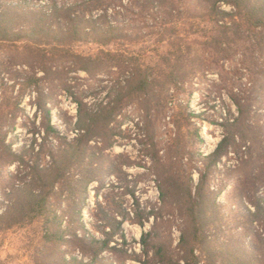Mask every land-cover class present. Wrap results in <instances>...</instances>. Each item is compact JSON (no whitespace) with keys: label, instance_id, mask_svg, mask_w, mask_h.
Here are the masks:
<instances>
[{"label":"trees","instance_id":"obj_1","mask_svg":"<svg viewBox=\"0 0 264 264\" xmlns=\"http://www.w3.org/2000/svg\"><path fill=\"white\" fill-rule=\"evenodd\" d=\"M169 2L0 0V43L88 73L103 72L114 66L124 71L131 70L127 87L134 93L157 95V104L161 103V96L166 91L165 96H169L172 86L179 89L201 72L209 71L218 59L241 54L255 86L244 96L233 95L239 116L223 124L224 136L217 148L208 155L201 152L202 159H196L206 165L196 186V194H193L191 183L182 181L181 173H172L169 179L171 185L174 181L178 182L188 191V194L176 199V205L186 216L181 235L183 255L178 264H264V202L251 201L255 211L247 205L233 207V215H229L222 208L220 211L214 200V206L220 211L217 217L212 211L211 196L207 191L211 176L231 151L236 153L240 162L231 171L240 173L238 175L253 162L264 161L263 114L253 115V100L260 91L256 78L264 64V0H193L192 3L198 4L195 14L205 25L199 24L184 37H179L177 29L169 28L174 25L171 18L175 17L174 5ZM185 3L191 6L189 0ZM137 4L145 11L153 10L155 18L162 21L163 29L157 34V42L159 45H174L163 56L168 63L177 62L171 70L162 71L160 62L157 67H148L145 59L129 57L127 43L143 38L136 31L126 29L134 19L129 13L137 14ZM184 42L188 50L193 48L192 45L203 46L201 50L214 54V60L199 57L196 52L182 56L180 52ZM81 43L96 44L101 49L97 53H86L77 48ZM112 46H116L115 49H111ZM262 98L260 101L264 100ZM75 100L79 106L78 120L70 129L77 133L75 137L62 134L59 126L52 121L51 107L39 103L45 121L41 125L34 124V140L21 150L14 149V143L7 142V132L3 131L5 126H13L16 115L10 119L0 115V158H6L9 165L16 164L18 170L17 183L12 185L7 195L8 202L0 200V208L5 207L0 212V230L28 227L41 221L46 225L42 238L44 242H64L74 249L72 253H68L67 249L54 259L48 255L49 258L41 264H127L133 254L126 248L130 241L124 231V222L109 215L100 200L97 205L102 214L97 216L96 221L89 222L84 214L85 207L92 213L88 200L91 184L98 182L104 185L101 177L103 166L97 161L100 157L98 151H103V148L96 150L92 142L98 143L101 141L99 138L104 139L108 135L102 124V119L108 116L104 115L105 109L96 111L78 97ZM188 115L196 114L189 111ZM108 140L110 144L105 145L106 149L114 146L112 137ZM181 145L173 144L175 152L183 154L184 150V153L190 154L189 161L194 160L195 153ZM250 173L247 171L245 176L238 177L239 198L248 200L257 184L258 179ZM169 189L161 186L165 202ZM154 214L156 212L152 211L135 222L144 226ZM222 224H231L227 230L232 233L233 243H222V251H218L216 237L224 229ZM216 230L218 234L213 237ZM152 236V231H145L140 241L147 254L152 246ZM167 253L164 246L155 251L161 264H166L163 260L168 257ZM220 258L224 261L219 262Z\"/></svg>","mask_w":264,"mask_h":264},{"label":"rangeland","instance_id":"obj_2","mask_svg":"<svg viewBox=\"0 0 264 264\" xmlns=\"http://www.w3.org/2000/svg\"><path fill=\"white\" fill-rule=\"evenodd\" d=\"M169 1L175 8V17L171 18L174 25L169 28L177 29L179 37L192 33V29L198 28L199 24L205 25L195 14L198 4L192 3L193 0H189L190 7L186 5V0ZM136 10L137 14L129 13L134 19L126 29L136 31L143 38L127 43L129 57L145 59L148 67H157L160 62L162 71L171 70L177 62L168 63L163 56L174 45H159L157 42V34L163 29L162 21L155 18L153 10L145 11L139 4ZM160 15L163 16L162 13ZM192 46L188 50L184 42L180 54L186 56L196 52L199 57L214 60V54L201 50L203 46ZM77 48L86 53H97L101 49L99 45L90 43L78 44ZM212 65L209 71L201 72L179 89L172 86L169 96H165L166 91L161 96V103L157 104V95L134 93L127 87L131 70L124 71L114 66L103 72L88 73L0 43V115L9 119L16 115L13 126H5L3 131L7 132V142L14 143V149L21 150L34 140V124L41 125L45 121L39 103L51 107L52 121L59 126L62 134L70 138L77 135L70 130L78 120L79 106L75 97L91 109H105L104 115L107 114L108 118L102 119V124L108 135L104 139L99 138L101 141L98 143L92 142L96 150L103 148V151H98L100 157L97 161L103 166L101 177L104 185L98 182L91 184L88 200L92 213L85 207L86 219L96 221L97 216L102 214L97 205L100 200L109 215L124 222V231L130 241L126 248L133 254L127 264H161L159 257L155 256L159 246L168 250L164 263L178 264L183 255L181 235L186 216L176 205V199L188 194V191L178 182L174 181L171 185V174L181 173L182 181L191 183L193 194H196V186L206 166L196 159H202L201 152L203 155L213 152L224 136L223 124L239 116L233 95L244 96L255 86L241 54L218 59ZM260 70L256 78L260 93L253 100V115L263 114L264 121V100L260 101L261 97L264 98V64ZM189 111L196 115L189 116ZM108 137H112L114 146L106 149L105 145L110 144ZM174 143H182L184 149H191L195 159L189 161L190 154L184 153V150L183 154H177L173 149ZM239 164L236 153L231 151L210 178L207 191L211 196L212 211L217 217L221 210L233 215V207L247 205L255 211L251 201L264 202V161L253 162L248 169L244 167L241 170V175L245 176L249 171L253 178L258 179L255 187L251 184L253 189L248 200L238 197L237 183L241 175L231 171ZM17 174L16 164L9 165L6 158H0V200L5 203L12 185L17 183ZM161 186L175 189H169L166 202ZM214 200L218 209L222 208L220 211L214 206ZM4 209L2 206L0 212ZM152 211L156 214L151 215L144 226L135 222ZM222 225L224 229L219 234L216 230L212 235L218 234V251H222V243H233L232 233L227 230L231 224ZM45 226V223L37 221L28 227L0 230V264H41L49 258L48 255L54 259L67 249L68 253L74 252L64 242H44ZM88 226L90 228L89 223ZM145 231L153 232L149 254L140 242ZM223 261L220 258L219 262Z\"/></svg>","mask_w":264,"mask_h":264}]
</instances>
